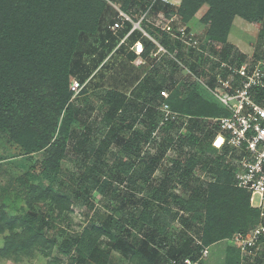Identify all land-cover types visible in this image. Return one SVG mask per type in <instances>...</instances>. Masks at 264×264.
I'll return each instance as SVG.
<instances>
[{"label":"trees","instance_id":"obj_1","mask_svg":"<svg viewBox=\"0 0 264 264\" xmlns=\"http://www.w3.org/2000/svg\"><path fill=\"white\" fill-rule=\"evenodd\" d=\"M109 2L119 6L118 9ZM204 4L209 7L205 20L210 22L207 38L218 52L219 61L233 67L249 62L247 55L226 40L235 17L263 23L264 0H181L178 13L186 23ZM170 6L158 0H0V134L17 145L23 156H38L31 157L30 161L42 163L39 173H26L28 180L20 184L21 188L25 186L19 191L25 195L27 209L11 217L5 212L3 203L0 205V234L8 231L15 239L18 228L19 242L29 238L41 245H55L74 264H110L111 252L133 264H169L172 260L186 258L194 261L202 247L224 237L231 238L234 232H246L247 211L254 226L257 224L258 212L248 209L249 193L233 186V168L231 172L226 171L228 167L226 170L220 168V161L229 153L226 145L221 148L224 155L216 156L209 169L215 183L207 184L193 178L195 169L201 172L207 169L210 157L203 161L191 156L190 147L216 145V125L206 130L209 124L198 117L226 114L224 108L211 103L195 86H190L185 99L178 89L171 90L162 103L168 104L176 114H190L187 129H201L206 135L201 138L178 135L176 139L167 136L157 143L161 152L171 146L178 153L160 182L150 180L159 157L141 152L136 145H146L149 141L156 144L151 136L162 120L161 112L156 111V101L165 87L155 78L163 68H169L173 74L182 59L181 43L146 19L159 17L160 11ZM140 10L146 15L140 22L141 29L173 57L167 56L163 65H152L147 60L137 66L133 64L138 56L131 48L136 42L144 46L143 57L157 47L140 31L128 34L132 28L130 22H122L116 31L110 30L118 20L119 11L136 22L135 14ZM165 13L167 18L172 15ZM251 58L252 65L264 63V30L258 32ZM189 72L204 75L192 63ZM74 78L81 85L86 82L85 88L91 91L101 87L106 90L100 100V109L107 131L97 145L92 128L84 124L80 113L89 115L93 109L83 100L77 99L85 104L82 109L72 103L73 93L69 86ZM214 80L212 77L208 86ZM130 85L138 90V95L145 93V105L150 104L148 109L127 101L124 91ZM42 88L46 90L44 95L40 94ZM61 112L64 115L55 135ZM175 121L165 122L160 127L168 131ZM137 122L143 126L142 133L132 131ZM77 124L85 125L83 131H76ZM181 126L183 122L179 128ZM128 132H131L130 138L125 139L122 134ZM68 142L79 171L84 169L77 178L78 190L73 201L90 198L94 192L109 194L103 205L107 213H95L98 225H92L82 235L72 232L68 197L51 196L49 192L54 184L61 182V165ZM109 146L121 147V152L126 154L134 148L142 168L127 176L133 163L126 164L119 157L115 167L107 166L103 155ZM106 175L109 179L104 177ZM194 180L197 186L188 200L174 192L177 186L189 188ZM46 182L49 191L40 186ZM116 182H126L127 188L143 194L139 199L143 207L140 212L136 213L137 207L133 206L125 216L116 217L117 210L133 199L132 196H119ZM174 221L181 226L176 236L168 231V225ZM193 231L200 234L201 245L195 243ZM12 247V242L8 241L0 255L7 254ZM228 247L226 264H239V249L229 243ZM243 258L245 264H264V249L254 255L253 262L247 256Z\"/></svg>","mask_w":264,"mask_h":264},{"label":"rangeland","instance_id":"obj_2","mask_svg":"<svg viewBox=\"0 0 264 264\" xmlns=\"http://www.w3.org/2000/svg\"><path fill=\"white\" fill-rule=\"evenodd\" d=\"M174 1L175 5L170 6V9H164L160 11L159 17H146V19L151 23L152 26L161 28L165 25V21L167 19L165 12H171L172 15H176L177 19H179L180 22L187 28V32L192 33L198 40L199 50H194L192 48H189L188 46H183L181 49L182 59L179 62L180 64L178 69L172 74L170 70H168L169 68H163L162 70H160V73L156 75L155 80L159 84H163L161 85L165 87L163 88V90H166L169 94L171 90L178 89L181 92L183 99L188 96L190 86H195L198 92H202L204 94V97H206L211 103H215V105L219 106L220 108L218 101L209 90V88H212V86L208 87V81L212 77H218L223 74V70H220L218 64L214 61V59H219V54L216 50L213 49V44L210 43L207 38V31L210 26V22H206L205 20L208 14L209 7L206 4L202 5V7L196 12V14L188 22L185 23L178 13V6L181 0ZM109 5H111L115 10L119 7L111 2H109ZM142 15L143 10H140L137 14H135L136 22ZM261 30H264V21L263 23L257 21L250 22L239 17H235L232 22L230 32L226 41L227 43L233 45L240 53L247 55V59L249 61L245 63L247 65H252L253 60L251 57L254 51L258 32ZM121 43L122 42H120L119 44ZM190 50H192L193 52L190 53ZM156 52L157 50L151 51L147 57H143L142 55L140 57H137L133 64L137 66L140 62L147 60L152 65H163V60H166L167 56H169L170 58L172 57L171 55H168L167 52L163 54L161 52ZM191 63L196 65L198 71H203L204 75L196 76L192 72H189V64ZM121 67L122 71H124L123 68L125 67L123 66V64L121 65ZM118 77H121V75ZM74 81L79 82L76 78H74ZM85 84L86 82L82 83V88L73 93L71 100L74 99L72 103L76 108H84L85 104L83 102H85L86 106L93 109L89 113V115L86 114L83 116V111H80V113L82 115L81 120L85 122L84 124L92 128V134L94 135L93 137H95L96 141L95 145H97L98 141L105 135L107 131V126H104L103 112L100 109V100L101 97L105 94L106 90L101 87L94 92V90L91 91L90 88H85ZM45 93L46 90L42 88L40 90V94L44 95ZM124 93L126 95V99L128 98L127 101H131L138 105H145V93L141 92L138 95V90L135 89L133 85H130L124 91ZM160 97L161 98L157 97L156 111H160V104L164 100L161 95ZM77 99L83 100V102H77ZM145 106L148 109V106H150V104L147 103V105ZM63 115L64 112H61L58 118L55 135L58 133ZM189 115L190 114L177 113L174 127L168 131L163 130L160 127L162 125L160 123L159 128H157L151 136L153 138V141H156V144L152 141H149V143L146 145L141 143L136 144L140 147L141 152H147L151 155H157L159 157L158 166L150 176V180L152 182L158 183L165 177V175H167V172L171 169L173 161L177 158L178 155L175 148L171 146L161 152L160 147L157 146V143L163 141V139L167 138V136L176 139L178 135H185L188 137H190V135H194L197 138H201L203 137V135H206L204 134V132L202 133L201 129L190 131L187 129L188 127L186 121L190 117ZM221 115L199 116L198 119H203L202 121H205L206 124L208 123L209 125L207 124L208 126H206V130H209L210 127L214 125L212 121ZM180 122H183V126H181V128H179ZM84 124H77L75 126L76 131H83V128L85 126ZM132 131L142 133L144 129L143 126L140 125L139 122H137V124L134 125ZM130 134L131 132H128L126 134L123 133L122 136H124L125 139H128L130 138ZM133 150L134 148H132L131 151H128L126 154L125 152H121V147L109 146L105 154L103 155V160L106 165L110 167H115L117 165L118 157L121 158L122 162L126 164L131 165L130 162L133 163L132 166L128 168V172L126 174L127 176H132L131 173L133 170L142 168V166H140L138 158L135 156L136 153H134ZM189 152L191 156L199 157L200 159L202 158L203 161H205L206 158L210 157V162H206L207 169L203 172H201L199 168L195 169L193 178H198V181H203L207 184L215 183L216 180H214L215 178L211 176L209 169L213 165V159H215L216 156L223 154L222 149H219L217 145L211 146V144H205L202 148L191 146ZM22 154L23 152H21L17 145L10 143L5 135L0 134V205H2L3 203L5 212L8 216L11 217L18 216L27 209L23 199L25 195H21V192L19 191V189L25 188V186L21 188L20 184L24 185L25 181L28 180V177H26L25 174H37L42 168V163H33L32 161H30L31 157L34 159L38 158L37 155L32 154L31 156H23ZM231 162L232 161L228 159L227 155H225L224 159L220 161V168L226 170V167H228L229 169L226 171L231 172ZM103 170L105 173L106 168L103 167ZM82 173H84V169L83 171H79L76 162V156L72 153L71 144L68 142L65 151V158L61 165V182L59 184H54L51 188V191L47 189V182L40 185L42 186L44 191L51 192V196H57L61 198L68 197L70 204L68 215L72 219V232L78 233L80 235L84 234L85 231L90 230L92 225H98L97 219L94 216L95 213H99L101 215L107 213V211L103 208V205L107 202L106 198H108L109 195H99L97 192H94L90 198L85 199L81 197L74 202L73 200L75 197V193L78 190L77 178H79ZM104 177H107L109 179L108 175ZM116 183L118 186L119 196L133 197V199H131V202L125 204L124 208L117 210L116 217L125 216L128 211L133 210V206L137 207L135 210L136 213L140 212L143 207L139 204V199H141L143 194L134 192L127 188L126 182ZM196 186L197 181L194 180L193 183L189 185V188H182L180 186H177V189L174 192L179 194L184 200H188V198L193 194V190ZM6 190L9 192H6ZM108 192L110 191L108 190ZM132 202H135V204L132 205ZM248 209L252 208H250L249 206ZM245 218V230L248 231L254 226L255 223L252 222L251 215L248 213V211ZM164 220L165 222H167V219ZM168 231L173 236L178 235L181 231L179 222L174 221L169 224ZM16 233L18 235H16L15 239H13V237H10V233L8 231H4L0 234V250L4 249L8 245V241L12 242L13 244L12 249L9 250L7 254L0 255V264H74L70 257L63 255L59 251L57 246H51L46 243L41 245L39 243L29 241V238L27 239L28 242L26 239H22L23 241L19 242V240H21L20 229L17 228L15 230V234ZM192 233L195 237V243L201 242L200 234H196L194 231ZM229 239V237H224L220 240L208 244L206 247H209V255L207 258L203 259L201 264H226L229 250L227 242ZM247 257L250 258V261H254V256ZM109 259L110 264H133L129 261L124 260L120 255L114 252L110 253ZM238 259L240 261L239 264H245L243 256L240 255Z\"/></svg>","mask_w":264,"mask_h":264},{"label":"built area","instance_id":"obj_3","mask_svg":"<svg viewBox=\"0 0 264 264\" xmlns=\"http://www.w3.org/2000/svg\"><path fill=\"white\" fill-rule=\"evenodd\" d=\"M165 5H175L174 0H158ZM143 14L137 22H133L127 15L118 13V20L110 27L111 31L120 28L122 22L128 21L134 30H139L144 37L149 39L157 47L156 53H166L146 32L140 28V22L145 19ZM161 31L171 39L199 50L198 40L187 28L171 15L166 19ZM131 50L140 57L144 52L143 44L136 42ZM223 74L214 77L215 80L209 88L219 105L225 109L226 114L214 119L216 125L215 143L219 149L226 145L229 149L227 155L233 168V186L249 193V206L258 212L257 224L246 232H238L232 235L227 243L239 249L241 256H254L264 249V63L257 62L253 65L245 63L233 67L219 59H214ZM225 75V76H224ZM209 87V86H208ZM82 85L73 81L69 89L77 92ZM160 95L166 99L169 93L161 90ZM162 114L161 124L173 122L177 114L172 112L166 103L159 107ZM220 141V143H217ZM201 245L200 242L196 243ZM253 251V252H251ZM209 255V247H202L196 260L190 258L181 261H170L169 264H201Z\"/></svg>","mask_w":264,"mask_h":264}]
</instances>
